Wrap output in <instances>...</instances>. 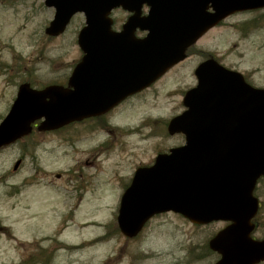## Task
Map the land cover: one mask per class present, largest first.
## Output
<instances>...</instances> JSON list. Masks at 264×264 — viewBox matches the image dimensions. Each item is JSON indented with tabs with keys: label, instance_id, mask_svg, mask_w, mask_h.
Instances as JSON below:
<instances>
[{
	"label": "clouds",
	"instance_id": "9594fccd",
	"mask_svg": "<svg viewBox=\"0 0 264 264\" xmlns=\"http://www.w3.org/2000/svg\"><path fill=\"white\" fill-rule=\"evenodd\" d=\"M204 10L216 13L213 0ZM58 11L49 0H0V126L25 84L36 92L76 91L71 80L88 55L81 34L89 18L78 8L58 32H49ZM151 12L152 4L141 0L140 17ZM136 14L123 3L111 6L109 31L124 32ZM150 34L139 24L132 30L140 41ZM208 61L264 92V4L222 15L150 81L103 110L43 128L47 115L41 114L28 121L29 130L0 143V264H220L224 253L211 241L234 218L198 221L165 206L147 213L131 234L121 220L138 171L188 146L187 132L171 124L191 110L186 96L199 87L198 68ZM250 195L256 208L247 237L264 244V171ZM251 264H264V257Z\"/></svg>",
	"mask_w": 264,
	"mask_h": 264
},
{
	"label": "water",
	"instance_id": "95a60500",
	"mask_svg": "<svg viewBox=\"0 0 264 264\" xmlns=\"http://www.w3.org/2000/svg\"><path fill=\"white\" fill-rule=\"evenodd\" d=\"M58 6L56 21L48 29L58 32L76 9L87 11L90 27L81 34L88 55L71 82L75 92L50 86L36 92L23 85L20 98L3 126L0 143L29 130L28 121L46 114L41 127L98 112L128 91L143 85L176 60L196 34L236 8L264 4V0H213L216 13L204 9L207 0H148L151 15L141 18V0H49ZM123 3L135 8L124 32L109 31L106 12ZM70 21V20H69ZM139 24L151 28L146 40H136ZM201 83L185 103L191 110L175 118L171 130L188 134L186 148L161 155L155 167L138 171L122 209V224L134 233L150 211L165 206L184 210L198 221L234 218L211 244L224 253L220 264H251L264 257V244L247 237L248 217L256 201L250 195L256 176L264 171V92L253 91L233 73L208 61L198 68ZM51 101H45V96Z\"/></svg>",
	"mask_w": 264,
	"mask_h": 264
},
{
	"label": "rangeland",
	"instance_id": "374dc122",
	"mask_svg": "<svg viewBox=\"0 0 264 264\" xmlns=\"http://www.w3.org/2000/svg\"><path fill=\"white\" fill-rule=\"evenodd\" d=\"M74 21L73 20H71V22L69 23V24H72Z\"/></svg>",
	"mask_w": 264,
	"mask_h": 264
},
{
	"label": "flooded vegetation",
	"instance_id": "af4514ba",
	"mask_svg": "<svg viewBox=\"0 0 264 264\" xmlns=\"http://www.w3.org/2000/svg\"><path fill=\"white\" fill-rule=\"evenodd\" d=\"M175 67V66H174Z\"/></svg>",
	"mask_w": 264,
	"mask_h": 264
}]
</instances>
